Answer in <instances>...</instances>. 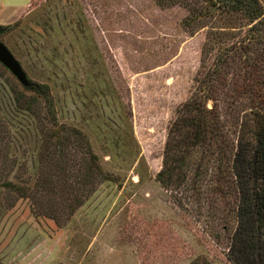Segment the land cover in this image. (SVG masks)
Instances as JSON below:
<instances>
[{
	"label": "rangeland",
	"instance_id": "374dc122",
	"mask_svg": "<svg viewBox=\"0 0 264 264\" xmlns=\"http://www.w3.org/2000/svg\"><path fill=\"white\" fill-rule=\"evenodd\" d=\"M186 12L154 0H0V41L30 82L48 84L56 121L83 133L107 173L71 212L67 180L19 193L34 186L50 124L0 64V264H232L219 210L154 179L198 67L205 27L189 33Z\"/></svg>",
	"mask_w": 264,
	"mask_h": 264
},
{
	"label": "trees",
	"instance_id": "16d2710c",
	"mask_svg": "<svg viewBox=\"0 0 264 264\" xmlns=\"http://www.w3.org/2000/svg\"><path fill=\"white\" fill-rule=\"evenodd\" d=\"M154 1L185 7L181 26L189 33L205 27L189 93L165 125L154 179L182 198L188 187L195 202L202 198L219 210L213 216L232 264H264V0ZM25 88L40 99L50 126L41 130L34 186L17 189L50 194L55 180H67L71 212L107 173L83 133L56 121L48 84ZM188 264L211 263L193 258Z\"/></svg>",
	"mask_w": 264,
	"mask_h": 264
},
{
	"label": "water",
	"instance_id": "95a60500",
	"mask_svg": "<svg viewBox=\"0 0 264 264\" xmlns=\"http://www.w3.org/2000/svg\"><path fill=\"white\" fill-rule=\"evenodd\" d=\"M0 64L6 68L22 85L27 86L30 81L22 70L18 61L13 57L7 47L0 41Z\"/></svg>",
	"mask_w": 264,
	"mask_h": 264
}]
</instances>
